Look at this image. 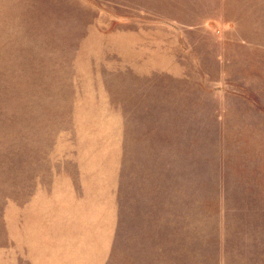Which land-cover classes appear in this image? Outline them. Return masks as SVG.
Masks as SVG:
<instances>
[{
  "label": "rangeland",
  "instance_id": "rangeland-1",
  "mask_svg": "<svg viewBox=\"0 0 264 264\" xmlns=\"http://www.w3.org/2000/svg\"><path fill=\"white\" fill-rule=\"evenodd\" d=\"M79 51L154 145L108 264H264V0H0V192L68 127Z\"/></svg>",
  "mask_w": 264,
  "mask_h": 264
},
{
  "label": "crops",
  "instance_id": "crops-1",
  "mask_svg": "<svg viewBox=\"0 0 264 264\" xmlns=\"http://www.w3.org/2000/svg\"><path fill=\"white\" fill-rule=\"evenodd\" d=\"M83 53L68 127L45 161L31 163L30 177H15L0 192V264H108L111 259L127 153L140 144L144 150L154 145L149 146V116L140 121L123 108L113 98L110 72L84 67ZM143 59L134 57L138 76L150 72ZM157 63L152 71L165 74L164 54ZM131 85L125 83L126 93Z\"/></svg>",
  "mask_w": 264,
  "mask_h": 264
}]
</instances>
